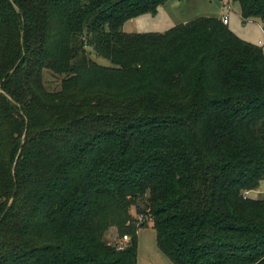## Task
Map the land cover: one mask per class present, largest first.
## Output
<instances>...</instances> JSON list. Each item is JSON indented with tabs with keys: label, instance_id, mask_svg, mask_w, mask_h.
I'll list each match as a JSON object with an SVG mask.
<instances>
[{
	"label": "trees",
	"instance_id": "16d2710c",
	"mask_svg": "<svg viewBox=\"0 0 264 264\" xmlns=\"http://www.w3.org/2000/svg\"><path fill=\"white\" fill-rule=\"evenodd\" d=\"M164 1L0 0V264H136L149 223L173 264H264L263 49L122 30Z\"/></svg>",
	"mask_w": 264,
	"mask_h": 264
},
{
	"label": "rangeland",
	"instance_id": "374dc122",
	"mask_svg": "<svg viewBox=\"0 0 264 264\" xmlns=\"http://www.w3.org/2000/svg\"><path fill=\"white\" fill-rule=\"evenodd\" d=\"M231 4L232 10L229 14V29L240 39L252 42L257 45L258 40L264 38V21L253 19L243 23L240 8L233 0H166L161 3L155 14L146 13L143 18L136 19L129 24H125L124 30L132 29L134 32H165L169 28L186 24L199 17H213L220 19L226 10L223 2ZM264 52V45H261ZM93 59L102 64L108 61L94 54ZM46 86L50 89L58 87L59 78L54 77L49 71L44 72ZM259 189L249 193V197L264 199V180L260 181ZM132 214L134 210L132 209ZM134 215V214H133ZM105 240L109 243L120 240L115 228H110L105 235ZM137 261L136 264H173L156 245V233L151 223L137 230Z\"/></svg>",
	"mask_w": 264,
	"mask_h": 264
},
{
	"label": "built area",
	"instance_id": "2783aa9c",
	"mask_svg": "<svg viewBox=\"0 0 264 264\" xmlns=\"http://www.w3.org/2000/svg\"><path fill=\"white\" fill-rule=\"evenodd\" d=\"M223 8L226 10V13H223V14L221 15L220 20L222 21V23L227 24V22H228V16H229V14H228L227 11L231 10V5H230V3L224 1V2H223ZM257 44H259V45H264V38L258 40ZM244 194H245V196H247V191H246ZM140 220H144L143 216L140 217ZM128 239H129V237H128L127 235H124V236L122 237V240H123V241H127Z\"/></svg>",
	"mask_w": 264,
	"mask_h": 264
},
{
	"label": "crops",
	"instance_id": "0c3cea01",
	"mask_svg": "<svg viewBox=\"0 0 264 264\" xmlns=\"http://www.w3.org/2000/svg\"><path fill=\"white\" fill-rule=\"evenodd\" d=\"M229 2V1H228ZM231 5V4H230ZM239 6V5H238ZM231 10H232V8H231ZM143 15H145V14H143ZM143 15H140V16H138V17H135V18H132V19H130V20H128V21H126L124 24H123V27H122V30L123 31H125V32H134V31H131L132 29H130V31L128 30H124V26H125V24H129V26L131 25V23L133 22V21H135L136 19H138L139 20V18H143L142 16ZM220 18H221V16H220ZM228 27H229V16H228V22H227V24H226ZM253 191V190H252ZM251 191H248L247 192V196H249V193H250Z\"/></svg>",
	"mask_w": 264,
	"mask_h": 264
}]
</instances>
